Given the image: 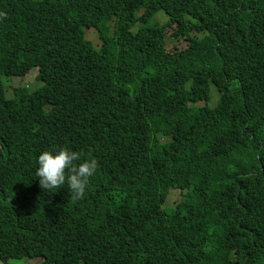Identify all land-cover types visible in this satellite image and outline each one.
<instances>
[{
	"label": "trees",
	"instance_id": "obj_1",
	"mask_svg": "<svg viewBox=\"0 0 264 264\" xmlns=\"http://www.w3.org/2000/svg\"><path fill=\"white\" fill-rule=\"evenodd\" d=\"M0 12L2 264H264V0ZM34 68L43 86L8 99L3 78ZM61 147L98 162L82 199L39 186Z\"/></svg>",
	"mask_w": 264,
	"mask_h": 264
},
{
	"label": "clouds",
	"instance_id": "obj_2",
	"mask_svg": "<svg viewBox=\"0 0 264 264\" xmlns=\"http://www.w3.org/2000/svg\"><path fill=\"white\" fill-rule=\"evenodd\" d=\"M4 16H6V13L0 12V17ZM150 21L148 25L153 26ZM22 88H26L31 92L37 90H31L28 87ZM13 97L7 98L11 99ZM47 109L49 110V107ZM37 164L36 177L39 178V186L42 189L52 193L55 192L53 190L60 189L62 185L67 184L70 195L76 200L84 197L90 178L98 168V162L94 157L83 158V153L72 151L67 147H61L56 151H42L38 156Z\"/></svg>",
	"mask_w": 264,
	"mask_h": 264
},
{
	"label": "rangeland",
	"instance_id": "obj_3",
	"mask_svg": "<svg viewBox=\"0 0 264 264\" xmlns=\"http://www.w3.org/2000/svg\"><path fill=\"white\" fill-rule=\"evenodd\" d=\"M168 21H169L168 16L164 12H160L156 17H154V19H151L150 24L156 26V25L165 24ZM139 26L140 24L136 23L133 26V28H139ZM86 34H87L88 39L93 41L96 45H99L98 36H97L96 31L90 30V31H87ZM170 36H171V32H169V41H168L169 45H172L174 42L178 43V41L172 40ZM37 73H38V69H33L32 71H30L28 74H26L22 78L20 76L18 77L13 76L11 78L4 77L3 82H4V86L6 87L5 91H6L7 97L14 96V89L17 87H28L31 90L41 88L43 86V83L41 80L36 79ZM217 98L218 96L216 95V93H213V102H215ZM177 198H180L178 197L177 193L171 194L168 204L176 205ZM0 264H2L1 261H0ZM8 264H38V260L36 259L10 260Z\"/></svg>",
	"mask_w": 264,
	"mask_h": 264
}]
</instances>
